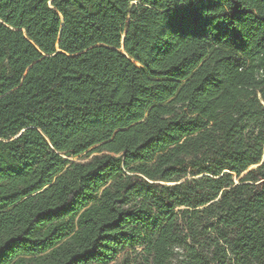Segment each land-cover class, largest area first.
<instances>
[{"label":"trees","instance_id":"1","mask_svg":"<svg viewBox=\"0 0 264 264\" xmlns=\"http://www.w3.org/2000/svg\"><path fill=\"white\" fill-rule=\"evenodd\" d=\"M130 249L264 264V0H0V264Z\"/></svg>","mask_w":264,"mask_h":264},{"label":"rangeland","instance_id":"2","mask_svg":"<svg viewBox=\"0 0 264 264\" xmlns=\"http://www.w3.org/2000/svg\"><path fill=\"white\" fill-rule=\"evenodd\" d=\"M93 154V153H92ZM89 155L87 157H85L86 154H80L78 156H66L64 155L67 159H69L70 161H78V160H83V161H86V160H89V158L92 156ZM142 247L139 248V251L141 250ZM136 250L134 249H130L128 251H125L123 253H121L119 256H117L115 262L117 264H134L132 259L134 258L135 256V253Z\"/></svg>","mask_w":264,"mask_h":264},{"label":"water","instance_id":"3","mask_svg":"<svg viewBox=\"0 0 264 264\" xmlns=\"http://www.w3.org/2000/svg\"><path fill=\"white\" fill-rule=\"evenodd\" d=\"M121 39H122V41H123V36H122V38H121ZM245 173H246V172H245Z\"/></svg>","mask_w":264,"mask_h":264}]
</instances>
